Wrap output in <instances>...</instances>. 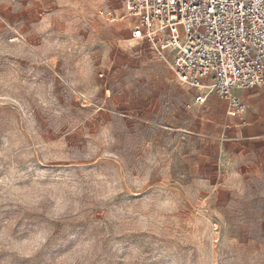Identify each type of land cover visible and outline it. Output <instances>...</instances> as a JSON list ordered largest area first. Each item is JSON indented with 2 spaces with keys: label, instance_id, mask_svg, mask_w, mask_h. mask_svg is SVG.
Wrapping results in <instances>:
<instances>
[{
  "label": "rangeland",
  "instance_id": "1",
  "mask_svg": "<svg viewBox=\"0 0 264 264\" xmlns=\"http://www.w3.org/2000/svg\"><path fill=\"white\" fill-rule=\"evenodd\" d=\"M137 24L0 0V264H264V88L195 103Z\"/></svg>",
  "mask_w": 264,
  "mask_h": 264
},
{
  "label": "built area",
  "instance_id": "2",
  "mask_svg": "<svg viewBox=\"0 0 264 264\" xmlns=\"http://www.w3.org/2000/svg\"><path fill=\"white\" fill-rule=\"evenodd\" d=\"M138 19L134 38L154 45L163 60L173 55L180 81L228 102L229 112L248 105L235 89L264 88V0H121Z\"/></svg>",
  "mask_w": 264,
  "mask_h": 264
},
{
  "label": "crops",
  "instance_id": "3",
  "mask_svg": "<svg viewBox=\"0 0 264 264\" xmlns=\"http://www.w3.org/2000/svg\"><path fill=\"white\" fill-rule=\"evenodd\" d=\"M169 57L170 58H173V55H172V53H169ZM172 64V63H171ZM236 90H241V89H236ZM195 91V90H194ZM243 92H242V94L239 96V95H237V96H239L240 98H242L243 99V93L246 91V90H242ZM195 94H196V91L194 92V95H193V100H194V97H195ZM211 96H213V95H210L208 98H207V100L206 101H208V99L211 97ZM244 100V99H243ZM205 101V102H206ZM204 102V103H205ZM196 103V102H195ZM197 104H199V103H197ZM200 104H203V103H200ZM199 104V105H200ZM227 105H228V103H227ZM227 112H228V114L229 115H238V114H235V113H230L229 112V105H228V110H227ZM236 130V133H237V137L239 138V139H248V138H251V139H253L255 136H258L259 135V133H260V131H258L257 130V127H255V126H249L248 128H242V129H240V128H236L235 129ZM254 136V137H253ZM257 138V140L256 141H254V140H252L250 143L251 144H256V145H260V144H262L263 142H264V138L263 137H256ZM254 146V145H253ZM251 147V146H250ZM253 149H256V147L254 146L253 147Z\"/></svg>",
  "mask_w": 264,
  "mask_h": 264
}]
</instances>
